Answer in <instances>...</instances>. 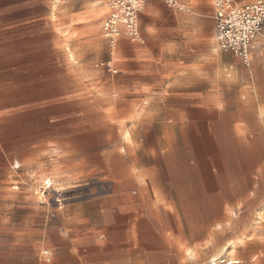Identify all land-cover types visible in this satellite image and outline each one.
<instances>
[{
    "label": "crops",
    "instance_id": "0c3cea01",
    "mask_svg": "<svg viewBox=\"0 0 264 264\" xmlns=\"http://www.w3.org/2000/svg\"><path fill=\"white\" fill-rule=\"evenodd\" d=\"M182 1L185 12L148 0L139 15L144 40L120 36L102 67L93 66V48L106 41L103 33L81 49L80 67L53 36L48 59L61 70L43 69V59L32 80L78 96L73 108L81 117L65 123L66 131L115 128L113 146L98 152L99 193L66 205L65 226L83 234L79 244L106 237L105 251H72L79 264H216L219 257L222 264H264V99L222 96L234 84L231 74L241 73L248 86L250 69L200 28L215 29L212 0ZM99 3L98 15L106 12ZM154 10H172L176 24L142 30ZM43 119L47 133L36 142H51L60 125ZM50 182L44 178V186Z\"/></svg>",
    "mask_w": 264,
    "mask_h": 264
},
{
    "label": "rangeland",
    "instance_id": "374dc122",
    "mask_svg": "<svg viewBox=\"0 0 264 264\" xmlns=\"http://www.w3.org/2000/svg\"><path fill=\"white\" fill-rule=\"evenodd\" d=\"M98 11V0H0V264H79L72 251H105L106 237L101 233L94 235L92 244L77 242L83 234L68 232L65 209L84 196L99 193L98 152L113 146L115 128L66 131L65 123L81 117L80 109L73 108L78 96L39 89L32 83L43 59V69L54 74L61 70L48 59L53 36L61 41L60 48L72 53V64L80 67L84 59L81 49L88 40L98 41V32L103 33L100 21L106 13L98 15ZM97 23L99 31H87V26ZM175 24L172 10H154L143 17L141 29ZM210 27H205V22L200 25L214 37L213 24ZM95 45L99 56L93 66L98 68L104 65L111 47L107 41ZM7 46L13 49L12 54L3 53ZM239 61L250 69L246 77L249 85H241L245 80L241 73L231 74L227 78L234 84L220 91L222 96L229 100L264 99V57L249 67ZM231 62L221 60L220 65L229 67ZM254 65L260 67L254 69ZM48 99L52 104H45ZM46 117L56 119L58 134L51 142H36L41 133H47L40 122ZM44 178L50 179V187L44 186ZM220 260L216 264H222Z\"/></svg>",
    "mask_w": 264,
    "mask_h": 264
},
{
    "label": "built area",
    "instance_id": "2783aa9c",
    "mask_svg": "<svg viewBox=\"0 0 264 264\" xmlns=\"http://www.w3.org/2000/svg\"><path fill=\"white\" fill-rule=\"evenodd\" d=\"M106 8L101 29L112 48L120 36L141 40L139 15L148 0H98ZM174 10L185 12L182 0H159ZM216 47L230 52L250 66L253 57L264 53V0L239 3L237 0H212Z\"/></svg>",
    "mask_w": 264,
    "mask_h": 264
},
{
    "label": "bare ground",
    "instance_id": "6f19581e",
    "mask_svg": "<svg viewBox=\"0 0 264 264\" xmlns=\"http://www.w3.org/2000/svg\"><path fill=\"white\" fill-rule=\"evenodd\" d=\"M107 8V7H106Z\"/></svg>",
    "mask_w": 264,
    "mask_h": 264
}]
</instances>
